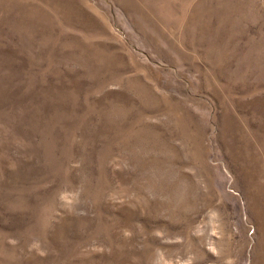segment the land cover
I'll use <instances>...</instances> for the list:
<instances>
[{"label":"rangeland","instance_id":"374dc122","mask_svg":"<svg viewBox=\"0 0 264 264\" xmlns=\"http://www.w3.org/2000/svg\"><path fill=\"white\" fill-rule=\"evenodd\" d=\"M0 264H264V0H0Z\"/></svg>","mask_w":264,"mask_h":264}]
</instances>
